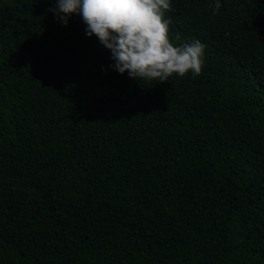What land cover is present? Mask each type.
Masks as SVG:
<instances>
[{
    "label": "trees",
    "instance_id": "obj_1",
    "mask_svg": "<svg viewBox=\"0 0 264 264\" xmlns=\"http://www.w3.org/2000/svg\"><path fill=\"white\" fill-rule=\"evenodd\" d=\"M170 0L200 75L139 82L56 0H0V264H264V0Z\"/></svg>",
    "mask_w": 264,
    "mask_h": 264
},
{
    "label": "clouds",
    "instance_id": "obj_2",
    "mask_svg": "<svg viewBox=\"0 0 264 264\" xmlns=\"http://www.w3.org/2000/svg\"><path fill=\"white\" fill-rule=\"evenodd\" d=\"M220 7L215 0L214 14ZM170 10V0H56L49 9L64 26L73 14L81 16L86 35H95L110 50L115 71L127 72L138 82L158 83L173 74L200 75L206 48L199 40H182L179 34L170 39L171 21L165 18Z\"/></svg>",
    "mask_w": 264,
    "mask_h": 264
}]
</instances>
